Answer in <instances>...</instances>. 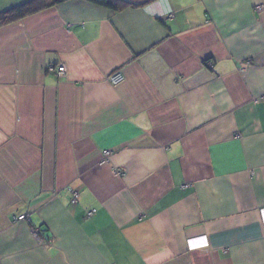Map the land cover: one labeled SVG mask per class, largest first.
Masks as SVG:
<instances>
[{
    "label": "crops",
    "instance_id": "1",
    "mask_svg": "<svg viewBox=\"0 0 264 264\" xmlns=\"http://www.w3.org/2000/svg\"><path fill=\"white\" fill-rule=\"evenodd\" d=\"M123 1L0 28V264H264V0Z\"/></svg>",
    "mask_w": 264,
    "mask_h": 264
},
{
    "label": "trees",
    "instance_id": "2",
    "mask_svg": "<svg viewBox=\"0 0 264 264\" xmlns=\"http://www.w3.org/2000/svg\"><path fill=\"white\" fill-rule=\"evenodd\" d=\"M68 0H32L19 7L0 13V28L36 14L45 9L52 8ZM93 5L118 12L132 6L123 0H87Z\"/></svg>",
    "mask_w": 264,
    "mask_h": 264
},
{
    "label": "built area",
    "instance_id": "3",
    "mask_svg": "<svg viewBox=\"0 0 264 264\" xmlns=\"http://www.w3.org/2000/svg\"><path fill=\"white\" fill-rule=\"evenodd\" d=\"M256 9H257L258 11H261V10H262V7H261V6H258V7H256ZM49 70H50V72H55L56 75H57V77H59V78H64L65 75H66V69H65L64 66H58L56 69H55V68H50ZM124 80H125V77H124V75H123L120 71H116V72L110 74V75L106 78V82H107L110 86H112V87H116V86L120 85L121 83L124 82ZM102 155H103V158H104V162H106L107 159H108L109 156H110V152H109V151H104V152L102 153ZM77 199H78V194L75 193V192H72V193H71V199H70V203H71V205H76V203H77ZM93 215H94V211H92V212H90V213L87 214L88 218H91ZM262 215H263V217H264V211H262ZM27 219H28V218H27L26 216H20V217H17V218L15 219V221H16V222H23V223H24V222L27 221ZM263 224H264V222H263ZM263 226H264V225H263ZM37 234H38V233H37L36 230H33V231H32V235L34 236L35 239H38Z\"/></svg>",
    "mask_w": 264,
    "mask_h": 264
}]
</instances>
